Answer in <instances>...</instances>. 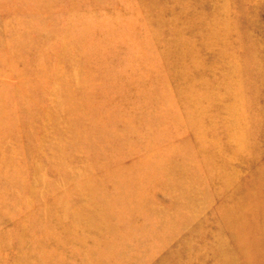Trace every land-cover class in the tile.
I'll return each mask as SVG.
<instances>
[{"label":"rangeland","instance_id":"1","mask_svg":"<svg viewBox=\"0 0 264 264\" xmlns=\"http://www.w3.org/2000/svg\"><path fill=\"white\" fill-rule=\"evenodd\" d=\"M0 264H264V0H0Z\"/></svg>","mask_w":264,"mask_h":264}]
</instances>
